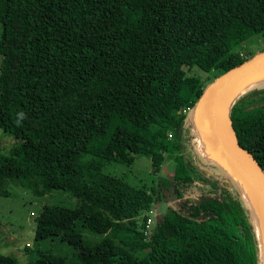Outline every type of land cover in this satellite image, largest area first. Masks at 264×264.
Instances as JSON below:
<instances>
[{
  "label": "trees",
  "instance_id": "1",
  "mask_svg": "<svg viewBox=\"0 0 264 264\" xmlns=\"http://www.w3.org/2000/svg\"><path fill=\"white\" fill-rule=\"evenodd\" d=\"M0 24V128L21 141L0 152V196L19 185L78 200L35 219L36 245L58 241L76 255L40 250L26 264L262 263L240 188L193 145L188 113L204 85L183 69L215 81L252 59L244 46L264 40V0H0ZM230 118L264 169V88L236 99ZM135 156L155 175L168 160L175 172L151 188L104 173ZM167 194L174 205L153 225L142 216ZM0 264L20 262L0 253Z\"/></svg>",
  "mask_w": 264,
  "mask_h": 264
},
{
  "label": "rangeland",
  "instance_id": "2",
  "mask_svg": "<svg viewBox=\"0 0 264 264\" xmlns=\"http://www.w3.org/2000/svg\"><path fill=\"white\" fill-rule=\"evenodd\" d=\"M2 34V25L0 24V39ZM246 49L257 51L256 55L264 50V40L255 38L252 42L246 43ZM0 54V66L2 63ZM183 74L191 77H198L203 82L204 92L211 87L215 81L209 79L211 74H207L197 67L183 69ZM212 77V76H211ZM258 82V81H257ZM254 84L246 88V92L256 87L264 88V82ZM242 94V95H243ZM202 110V104H198L188 114V125L192 130L193 145L200 154L202 162L206 166L213 164L212 147L208 139L202 138L196 128L198 111ZM200 142V143H198ZM208 143V144H207ZM21 144V141L15 139L12 135L5 133L0 128V152L7 154L9 151ZM201 144V145H200ZM201 149V150H200ZM205 155V156H204ZM210 161V162H209ZM212 161V162H211ZM104 173L122 178L126 183L137 188H151L162 177H169L175 172L173 161H165L160 171L155 175L152 172L151 161L146 156H135V163L126 166L119 163H109L104 169ZM10 196H0V253L5 256H14L20 264H26L30 257L36 258L38 252L50 251L54 255L65 256L71 259L76 252L70 246L58 241H47L40 245L35 244L36 217L45 205H60L67 208H75L78 200L70 194L63 191H52L44 197H35L30 191L19 185H12L9 188ZM174 197L164 195L163 201L156 204L150 213L144 214L149 216L152 224L159 214L166 212L168 205H174ZM141 217V218H142ZM151 224V225H152ZM254 224V221H253ZM255 225V224H254ZM84 238L91 242L100 241L103 236L97 235L89 230L83 232ZM31 255V256H30Z\"/></svg>",
  "mask_w": 264,
  "mask_h": 264
},
{
  "label": "water",
  "instance_id": "3",
  "mask_svg": "<svg viewBox=\"0 0 264 264\" xmlns=\"http://www.w3.org/2000/svg\"><path fill=\"white\" fill-rule=\"evenodd\" d=\"M264 77V52L223 74L204 92L202 122L196 128L202 138L208 139L215 160L230 174L236 175L234 167L249 182L258 195L264 209V169L256 159L242 147L237 139L230 118V108L240 96L235 94L243 85ZM232 176V174H231ZM242 192V184L232 176ZM244 199V198H243Z\"/></svg>",
  "mask_w": 264,
  "mask_h": 264
},
{
  "label": "bare ground",
  "instance_id": "4",
  "mask_svg": "<svg viewBox=\"0 0 264 264\" xmlns=\"http://www.w3.org/2000/svg\"><path fill=\"white\" fill-rule=\"evenodd\" d=\"M259 80L261 81V83H263L264 77H262L258 80L251 81V82L241 86L236 91L235 94H238V96H241L245 92L246 88H248L249 86H253L254 84H259L258 83ZM256 88H258V87H256ZM202 119H203L202 110H199L197 121L201 123ZM198 143H200V142H198ZM213 161L216 162L215 160H213ZM234 170L236 172V175H233L231 170H230V172H231L232 176H235V178L242 184L243 198L245 200L247 207L251 211V216L254 220V224L256 226V232H257L259 241L261 243V249H262V263L261 264H264V209H263V206L261 204V201H260L258 195L254 191L252 186L249 184V182H247V180L242 176V174L235 167H234Z\"/></svg>",
  "mask_w": 264,
  "mask_h": 264
},
{
  "label": "built area",
  "instance_id": "5",
  "mask_svg": "<svg viewBox=\"0 0 264 264\" xmlns=\"http://www.w3.org/2000/svg\"><path fill=\"white\" fill-rule=\"evenodd\" d=\"M188 112V109L187 110H184V113H187Z\"/></svg>",
  "mask_w": 264,
  "mask_h": 264
}]
</instances>
